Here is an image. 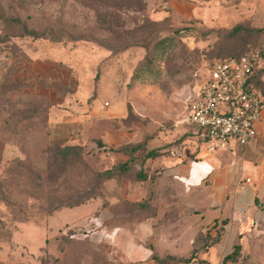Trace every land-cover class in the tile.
<instances>
[{
	"label": "rangeland",
	"instance_id": "obj_1",
	"mask_svg": "<svg viewBox=\"0 0 264 264\" xmlns=\"http://www.w3.org/2000/svg\"><path fill=\"white\" fill-rule=\"evenodd\" d=\"M128 1L0 0V37H10L0 43L12 57L0 77V264H109L107 246L73 238L72 229L43 240L42 228L55 212L48 211L50 202L93 192L89 200L98 199L124 216L134 211L130 203L152 190L156 205L167 210L162 190L174 184L165 175L169 160L163 157L145 167L139 160L134 163L135 168L157 173L154 183L127 176L97 178V172L123 162L125 156L99 148L96 140L111 148L143 143L145 150H157L158 157L199 147L188 124L187 105L209 64L237 41L264 53V33L231 41L221 32L239 22L261 28L264 0H219L231 8L226 26L181 27L166 17L153 19L147 6L142 11L128 8ZM23 24L38 36H21ZM176 28L185 29L163 44L166 50L155 47L157 39L173 35ZM41 57H51L57 66L45 68V77L34 76L33 64ZM258 74L264 88V62ZM64 113L79 117L81 126L71 141L60 144L49 130ZM55 143L78 149L68 157L66 168L55 162L57 179L48 183L46 167ZM144 154L140 151L138 159ZM176 231L181 239L194 238L193 230L188 234L177 226ZM242 232V263H260L264 224ZM147 245L155 249L152 242ZM184 252L176 257H191V249Z\"/></svg>",
	"mask_w": 264,
	"mask_h": 264
},
{
	"label": "crops",
	"instance_id": "obj_2",
	"mask_svg": "<svg viewBox=\"0 0 264 264\" xmlns=\"http://www.w3.org/2000/svg\"><path fill=\"white\" fill-rule=\"evenodd\" d=\"M147 8L153 19L166 17L177 27L204 23L226 26L232 19L231 8L219 0H147ZM11 58L0 43V77ZM33 66L34 76L39 77L46 76L45 68L57 69L51 57H41ZM80 126L79 117L64 113L50 127V137L60 144L68 143ZM256 128L255 138L244 148L209 153L195 134L199 147H190L186 153L172 150L154 159L142 155L138 160L143 167L163 157L169 160L165 175L173 178L174 184L162 190L167 194L168 209L159 207L160 221L147 217L116 223L109 208L93 199L50 215L42 228L43 240L60 230L72 229L73 238L107 246L109 264H152L147 242H152L159 256H183L198 233L214 236L223 226L219 242L199 256L207 264H223L222 258L243 239V229L264 224V108ZM124 156L122 161L128 159ZM224 219L227 221L223 225ZM177 226L188 234L193 230L194 238L177 237ZM245 253L225 264H245L241 259ZM255 264H264V258Z\"/></svg>",
	"mask_w": 264,
	"mask_h": 264
},
{
	"label": "built area",
	"instance_id": "obj_3",
	"mask_svg": "<svg viewBox=\"0 0 264 264\" xmlns=\"http://www.w3.org/2000/svg\"><path fill=\"white\" fill-rule=\"evenodd\" d=\"M263 62L261 50L253 47L240 57L214 59L194 88L188 124L209 153L244 148L255 138L264 93L254 79Z\"/></svg>",
	"mask_w": 264,
	"mask_h": 264
},
{
	"label": "trees",
	"instance_id": "obj_4",
	"mask_svg": "<svg viewBox=\"0 0 264 264\" xmlns=\"http://www.w3.org/2000/svg\"><path fill=\"white\" fill-rule=\"evenodd\" d=\"M128 8H133L137 9L139 11H142L146 8L147 3L146 0H129L127 2ZM11 20L19 24L18 19L11 18ZM247 22H239L234 24L233 26L226 28L222 27L221 32H223L224 38L229 39V40H234V39H240L238 36H242L243 34H249V33H264V25L261 28L257 27H249L247 25ZM22 27V34L21 36H31V37H36L38 34L35 32V30H29L24 24L21 25ZM140 27V26H138ZM182 29L185 28H176L172 31L173 35L171 36H165L162 38H159L156 40L155 47H158L161 52H163V49L166 50L167 47H165L163 44L168 40V39H174V36L178 34ZM176 37V36H175ZM10 39L9 36H2L0 37V41H6ZM160 45H163L160 47ZM258 48L256 46L248 45L245 46V44L237 43L229 48V51L226 52L224 56L216 57L214 59L218 58H225V57H240L242 56L249 48ZM260 49V48H258ZM261 50V49H260ZM184 51H187L186 49H180V52L183 53ZM263 58H264V53L261 50ZM181 57V56H180ZM196 69L193 70V72ZM135 76V75H134ZM254 84L256 87H258L263 93H264V88L262 86V80L260 79L259 75H257L254 79ZM96 143L99 148L112 153V154H124L128 156V159L123 162H118L114 164L110 169H107L101 173H96L97 178H103V179H112V178H119L120 176H127L132 178L134 181H139V182H155L156 181V174L155 172H149L145 170L143 167L142 168H135L134 163L138 160V155L137 153L139 151H144L145 152V159L150 158L154 159L158 157V151L157 150H145V146L143 143H138V144H133V145H123L117 148H111V147H106L104 143L100 140L97 139ZM78 149L77 146H71V145H60L55 143V148L52 149V156L47 164L46 167V175H47V180L48 183L55 182L57 179V176L54 174V166L55 162H59V164L64 165V167L70 164L71 160L68 158L72 153H74V150ZM65 167V168H66ZM149 196L144 198L143 200L139 202H133L130 203L132 208H134V211H128L127 215L121 216L120 213H118L117 210H114L112 212L113 214V222L116 223H123L127 221H138L142 220L147 217H156L158 213V207L156 203L154 202V195L152 193V190L149 191ZM95 197L93 192H86L83 191L79 194H77L76 197L72 198H57L55 199L51 205L48 206V211L49 212H54L60 208L63 207H74L77 205H80L89 199ZM134 212V213H133ZM119 215L121 216L120 218ZM134 215V216H132ZM120 219V220H119ZM223 225L226 223V219L222 220ZM224 227L220 226L216 234L214 236L210 235L209 233L202 234L198 233L192 243V248H191V257L188 259H178L176 256L173 255H165V256H159L158 253L154 250L152 253L153 259H155L158 263H164L166 261H174L172 264H207L205 260H202L199 258V255L203 252H206L210 247L215 245L216 243L219 242L221 239V235L223 233ZM240 249H241V244L237 243L233 246L232 251L228 254H226L222 258V263L225 264L227 261H237L238 258L240 257Z\"/></svg>",
	"mask_w": 264,
	"mask_h": 264
}]
</instances>
